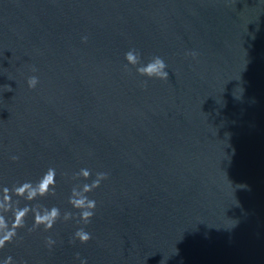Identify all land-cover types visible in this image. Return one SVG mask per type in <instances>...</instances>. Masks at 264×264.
<instances>
[{"label":"water","instance_id":"water-1","mask_svg":"<svg viewBox=\"0 0 264 264\" xmlns=\"http://www.w3.org/2000/svg\"><path fill=\"white\" fill-rule=\"evenodd\" d=\"M49 167L33 203L61 219L29 215L0 264H264V0H0V188ZM97 172L85 225L68 197Z\"/></svg>","mask_w":264,"mask_h":264},{"label":"clouds","instance_id":"clouds-1","mask_svg":"<svg viewBox=\"0 0 264 264\" xmlns=\"http://www.w3.org/2000/svg\"><path fill=\"white\" fill-rule=\"evenodd\" d=\"M192 55L194 56L195 53H192ZM125 60L127 61L124 66L125 70H128V66L131 65L136 68L137 73L142 77L160 80L169 78V73L165 70L167 65L159 56H154L146 63H143L140 53L133 49L125 53ZM27 83L29 88H35L38 79L32 76ZM12 159L17 160L18 157L13 156ZM91 175L92 173L89 169L82 168L73 175L72 179L83 178V180L87 181ZM56 177V169L49 167L35 181L27 180L13 184L11 187L4 186L0 188V249L4 248L6 244L12 243L18 235V231L25 228L29 215L33 218L29 231H34L40 227H43L46 232L50 231L57 221L61 219L62 214L58 207L52 206L49 208L39 203H33L42 198L55 195ZM106 178L107 173L97 172L96 178L91 183L76 184L72 187L68 203L72 208L78 210V222H82L85 225L91 222L96 208V201L91 199L88 194L100 187L101 181ZM62 219L63 221L74 219L73 213L65 211ZM74 238L83 244L91 239V234L85 231L84 228H80L74 233ZM55 243V240L51 237L46 239V245L49 248ZM3 264H13L12 257L4 260ZM81 264H86V261L81 260Z\"/></svg>","mask_w":264,"mask_h":264}]
</instances>
